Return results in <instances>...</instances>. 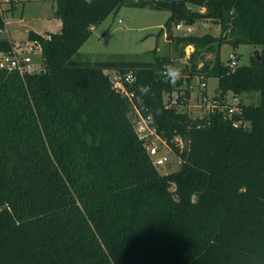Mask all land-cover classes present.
Returning a JSON list of instances; mask_svg holds the SVG:
<instances>
[{
  "label": "trees",
  "instance_id": "16d2710c",
  "mask_svg": "<svg viewBox=\"0 0 264 264\" xmlns=\"http://www.w3.org/2000/svg\"><path fill=\"white\" fill-rule=\"evenodd\" d=\"M125 6L170 11V34L181 23H216L220 36L175 38L177 49L194 48L187 73L217 78L221 100L256 93L257 102L231 118L193 119L178 110L189 105L182 87L190 78L182 71L171 85L165 57L73 61ZM54 17L59 33H28L42 45L40 72L0 68V264H264V0H57ZM5 26L0 13V34ZM14 44L0 37V53ZM225 44L260 47V56L231 69L220 56ZM107 70L135 73L129 88L182 160L178 171L161 175L153 165L133 106Z\"/></svg>",
  "mask_w": 264,
  "mask_h": 264
},
{
  "label": "rangeland",
  "instance_id": "374dc122",
  "mask_svg": "<svg viewBox=\"0 0 264 264\" xmlns=\"http://www.w3.org/2000/svg\"><path fill=\"white\" fill-rule=\"evenodd\" d=\"M56 8L57 0H12L10 3H1L0 13L4 16L7 26L1 32L0 37L13 38L17 44L25 42L32 47L27 39L29 31L45 35L47 30H57V24L54 21ZM192 9L205 11L197 6H192ZM170 16V11L157 10L151 6H125L117 14L109 16L101 25L93 29L90 39L73 57V61L84 63L136 61L155 64L158 58L165 57L170 61L168 66H175L186 71L185 74L190 78L186 67H188V60L194 48L187 47L184 52L177 49L175 38L184 35L203 36L206 34L220 36L221 29L216 23L207 19L196 22L190 29L186 25L180 30L175 27L170 34L167 33L165 27ZM260 51V47L252 45L243 44L234 47L231 44H225L221 48L220 56L221 60L226 63L231 55H236L237 67L248 66L256 53L260 56ZM29 54L33 59L34 69L40 72L43 69L42 52L35 49ZM206 59L213 60L214 55L207 54ZM189 80L188 87L191 86L189 106H179L178 110L187 112L191 118L197 119L204 116L198 108L201 104V80L198 76ZM207 85L208 96L218 97L220 94L219 80L209 78ZM257 97L256 93L236 96L228 93L227 101L231 107H239L242 104H255ZM169 99V96H165L166 102ZM153 141L161 147L162 153L168 158L164 166L158 167L159 173L169 175L178 171L182 161L180 157L171 149L163 146L157 139L153 138Z\"/></svg>",
  "mask_w": 264,
  "mask_h": 264
},
{
  "label": "built area",
  "instance_id": "2783aa9c",
  "mask_svg": "<svg viewBox=\"0 0 264 264\" xmlns=\"http://www.w3.org/2000/svg\"><path fill=\"white\" fill-rule=\"evenodd\" d=\"M12 0H0L1 3H10ZM185 26V24L181 23L176 26V29L180 30ZM189 29L190 26H187ZM46 37V36H45ZM49 38V37H46ZM32 47L28 46L26 43L14 44L12 50L7 53H0V68H7L9 70H14L19 72L21 75L24 74H34L37 70L34 69L33 59L31 58L29 52L33 50H38L42 52V45L39 41H30ZM226 66L231 69H235L237 67V57L236 55H231L229 60L225 63ZM166 67L162 72V76L168 79ZM106 75L109 77L113 88L120 93L126 100H128L134 110V128L140 139L144 141L146 150L152 163L155 167L164 166L168 162V158L165 154L162 153L161 147L155 144L153 141L157 139L160 143L169 148L165 141H163L155 127L150 125V117H145L136 102V95L134 91L130 90V86L134 85L137 81V77L134 72L122 73L116 70H107ZM186 79V78H185ZM200 89H201V104L198 105V108L204 113V116L199 119H208L212 115L221 114L224 118L229 116L230 118L233 115L241 114V110L239 107H231L227 101V97L224 100H221L220 97L210 98L207 93L208 85L204 78H201ZM182 88L191 89L188 87L187 80L185 81V85ZM165 96H169L172 101H177L178 93L174 92L171 96L166 94ZM170 99L166 102V105L169 107ZM233 126L235 128H244L249 129V122L242 121H233ZM176 146L180 149V151H184L186 148V142L183 137L178 136L174 139ZM170 149V148H169ZM6 207L0 205V212L3 211Z\"/></svg>",
  "mask_w": 264,
  "mask_h": 264
},
{
  "label": "clouds",
  "instance_id": "9594fccd",
  "mask_svg": "<svg viewBox=\"0 0 264 264\" xmlns=\"http://www.w3.org/2000/svg\"><path fill=\"white\" fill-rule=\"evenodd\" d=\"M167 76H168V82L171 85H175L177 82H179L182 79L183 73L182 70L175 66H168L167 69ZM143 94H147L148 87L142 86Z\"/></svg>",
  "mask_w": 264,
  "mask_h": 264
},
{
  "label": "crops",
  "instance_id": "0c3cea01",
  "mask_svg": "<svg viewBox=\"0 0 264 264\" xmlns=\"http://www.w3.org/2000/svg\"><path fill=\"white\" fill-rule=\"evenodd\" d=\"M55 18V17H54ZM55 22H56V24H57V30H47L46 31V33H54V34H56V33H59L60 31H61V28H62V22H61V20H59V19H57V18H55V20H54ZM5 22H6V20H5ZM6 26H7V23H6ZM5 26V27H6ZM30 32V31H29ZM28 32V33H29ZM32 32H34V33H37V34H39V35H42V36H46L47 34H41V33H38V32H35V31H32ZM8 39V38H7ZM12 42H14L15 44H17L16 42H15V40L13 39V38H9ZM27 39H28V37H27ZM29 40V39H28ZM21 43H25V42H20V43H18V44H21ZM186 78V77H185ZM187 78H189V77H187ZM206 80V83L208 84V78L207 79H205ZM189 88H190V86H189ZM190 92H191V89H190ZM190 97H191V94H190ZM189 106V105H188ZM187 106V107H188ZM189 114V113H188ZM190 115V114H189Z\"/></svg>",
  "mask_w": 264,
  "mask_h": 264
}]
</instances>
